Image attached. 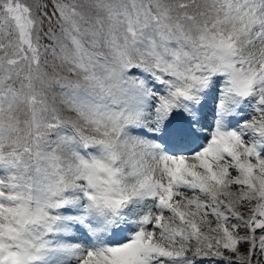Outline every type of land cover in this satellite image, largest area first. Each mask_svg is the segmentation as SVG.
<instances>
[{
  "label": "snow or ice",
  "instance_id": "snow-or-ice-1",
  "mask_svg": "<svg viewBox=\"0 0 264 264\" xmlns=\"http://www.w3.org/2000/svg\"><path fill=\"white\" fill-rule=\"evenodd\" d=\"M0 264H264V0H0Z\"/></svg>",
  "mask_w": 264,
  "mask_h": 264
}]
</instances>
